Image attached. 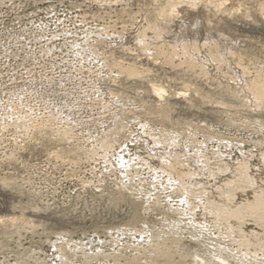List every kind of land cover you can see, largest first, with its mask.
<instances>
[{
  "label": "rangeland",
  "instance_id": "374dc122",
  "mask_svg": "<svg viewBox=\"0 0 264 264\" xmlns=\"http://www.w3.org/2000/svg\"><path fill=\"white\" fill-rule=\"evenodd\" d=\"M257 84L264 0H0V264H264Z\"/></svg>",
  "mask_w": 264,
  "mask_h": 264
},
{
  "label": "bare ground",
  "instance_id": "6f19581e",
  "mask_svg": "<svg viewBox=\"0 0 264 264\" xmlns=\"http://www.w3.org/2000/svg\"><path fill=\"white\" fill-rule=\"evenodd\" d=\"M255 88L256 89H253V91H252L253 95L255 96L257 102L260 105H264V88H263V86L261 84H257L255 86ZM238 167L243 171V174H244L245 178L248 180V182L253 183L252 178L248 174V167H249L248 164L245 162H241ZM226 185H228V184H226ZM230 198L231 197H229V199ZM242 207L244 208L245 212H248V213L255 215V217L257 218V220H256L257 225L262 226V227L264 226V194L255 193V200L253 202H246L245 204H242L241 207L236 206L235 208H232V209H227V208L223 207L224 210H222V212L230 213L228 215L236 218L238 221H241V219L243 218ZM241 231H242L243 236L246 237L247 234L242 229H241ZM251 235H253V237H255V239H257L258 241H261L263 239L262 236H258L259 234L255 231H252Z\"/></svg>",
  "mask_w": 264,
  "mask_h": 264
}]
</instances>
